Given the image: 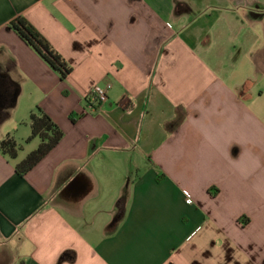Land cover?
Returning <instances> with one entry per match:
<instances>
[{
    "label": "crops",
    "instance_id": "obj_1",
    "mask_svg": "<svg viewBox=\"0 0 264 264\" xmlns=\"http://www.w3.org/2000/svg\"><path fill=\"white\" fill-rule=\"evenodd\" d=\"M0 68L17 160L34 107L63 131L23 176L0 152V264H264V0H0Z\"/></svg>",
    "mask_w": 264,
    "mask_h": 264
},
{
    "label": "trees",
    "instance_id": "obj_2",
    "mask_svg": "<svg viewBox=\"0 0 264 264\" xmlns=\"http://www.w3.org/2000/svg\"><path fill=\"white\" fill-rule=\"evenodd\" d=\"M180 4V3H178ZM177 4V5H178ZM8 28L13 30L21 40L31 47L39 56L58 74L61 80H64L71 72L72 68L63 56L50 44L46 37L23 15H18L8 23ZM9 81V79H7ZM9 91L6 93V108H11L15 103V97L19 87L14 82L9 81ZM86 103L90 100L86 97ZM94 107V104H91ZM7 109V110H8ZM6 117V111L0 110V122ZM30 126V135L26 142L32 139H38L39 143L35 149L28 152L22 159L17 160L21 146L15 139L6 135L0 140V152L15 160V171L23 176L31 170L41 159H43L62 139L63 131L57 123L41 107H34L28 115ZM117 217L121 216L122 207H120Z\"/></svg>",
    "mask_w": 264,
    "mask_h": 264
},
{
    "label": "built area",
    "instance_id": "obj_3",
    "mask_svg": "<svg viewBox=\"0 0 264 264\" xmlns=\"http://www.w3.org/2000/svg\"><path fill=\"white\" fill-rule=\"evenodd\" d=\"M107 88H104L100 85H94L92 89L90 90L89 94L87 95V98L90 100L91 104H94V107L92 110L98 109L102 103H104L107 100ZM187 201H191L190 197H187Z\"/></svg>",
    "mask_w": 264,
    "mask_h": 264
},
{
    "label": "flooded vegetation",
    "instance_id": "obj_4",
    "mask_svg": "<svg viewBox=\"0 0 264 264\" xmlns=\"http://www.w3.org/2000/svg\"><path fill=\"white\" fill-rule=\"evenodd\" d=\"M9 81L7 80V77L5 73L0 71V100L4 101V103L7 100L6 93L9 91Z\"/></svg>",
    "mask_w": 264,
    "mask_h": 264
},
{
    "label": "rangeland",
    "instance_id": "obj_5",
    "mask_svg": "<svg viewBox=\"0 0 264 264\" xmlns=\"http://www.w3.org/2000/svg\"><path fill=\"white\" fill-rule=\"evenodd\" d=\"M1 69V68H0ZM1 71V70H0Z\"/></svg>",
    "mask_w": 264,
    "mask_h": 264
}]
</instances>
